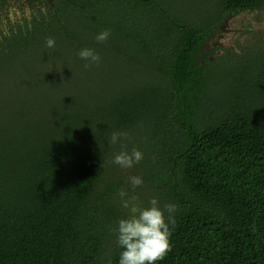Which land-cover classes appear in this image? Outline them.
Here are the masks:
<instances>
[{
	"label": "trees",
	"instance_id": "16d2710c",
	"mask_svg": "<svg viewBox=\"0 0 264 264\" xmlns=\"http://www.w3.org/2000/svg\"><path fill=\"white\" fill-rule=\"evenodd\" d=\"M29 1L0 41V264H119L121 188L179 206L158 264H264V46H210L264 0Z\"/></svg>",
	"mask_w": 264,
	"mask_h": 264
},
{
	"label": "clouds",
	"instance_id": "9594fccd",
	"mask_svg": "<svg viewBox=\"0 0 264 264\" xmlns=\"http://www.w3.org/2000/svg\"><path fill=\"white\" fill-rule=\"evenodd\" d=\"M111 35L110 30H105L96 35L97 42H107ZM56 41L49 37L45 47L54 49ZM81 60L86 61L85 67L99 64L101 56L90 48H83L77 53ZM130 139L128 133L113 132L109 138L110 145L121 143L122 140ZM123 147V145H122ZM143 160V153L139 149L121 151L114 156L112 163L124 169L132 168ZM132 188L143 185L144 181L139 176L130 177ZM120 204L127 210V218L118 221L117 242L123 249L120 254L119 264H158L164 260L171 251L170 224L175 223V213L178 205L174 203L160 206L157 198H152L149 206H142L135 195H130L128 190H119Z\"/></svg>",
	"mask_w": 264,
	"mask_h": 264
},
{
	"label": "rangeland",
	"instance_id": "374dc122",
	"mask_svg": "<svg viewBox=\"0 0 264 264\" xmlns=\"http://www.w3.org/2000/svg\"><path fill=\"white\" fill-rule=\"evenodd\" d=\"M191 1L179 0V4L180 6H189ZM214 2L215 0H210L203 5H213ZM8 4H10L8 10L0 9V13H2L0 14V41L3 36L12 32L15 26L26 25L31 16L29 0H14ZM257 40L260 42L258 46H264V11L246 12L229 17L210 46L219 55H223L225 50L242 54V50H250L253 46L255 47ZM65 64L67 69L72 72L69 60Z\"/></svg>",
	"mask_w": 264,
	"mask_h": 264
}]
</instances>
